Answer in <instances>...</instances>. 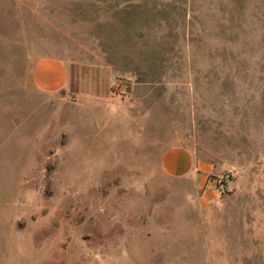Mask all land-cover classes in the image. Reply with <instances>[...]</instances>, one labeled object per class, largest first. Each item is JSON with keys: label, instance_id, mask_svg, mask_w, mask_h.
<instances>
[{"label": "rangeland", "instance_id": "rangeland-1", "mask_svg": "<svg viewBox=\"0 0 264 264\" xmlns=\"http://www.w3.org/2000/svg\"><path fill=\"white\" fill-rule=\"evenodd\" d=\"M46 58L71 64L56 94ZM96 65L118 101L152 82L138 111L186 125L231 188L163 172L167 117L148 156L95 147ZM0 264H264V0H0Z\"/></svg>", "mask_w": 264, "mask_h": 264}, {"label": "crops", "instance_id": "crops-1", "mask_svg": "<svg viewBox=\"0 0 264 264\" xmlns=\"http://www.w3.org/2000/svg\"><path fill=\"white\" fill-rule=\"evenodd\" d=\"M70 65L69 61H60L56 60V58L41 60L32 73L34 85L46 94H56L64 90L70 81ZM96 68L99 71H96ZM92 69L94 70L92 72L93 76L90 78L97 85L84 94L86 96L87 94L89 95L85 101H83L82 97H79L80 103L78 105L87 107L89 131L93 130L91 129L92 125L93 127L97 126V129L98 125L104 126L100 131L96 132L97 137L94 138V142L98 144L96 143L95 147L118 148L124 146L132 149L137 148L142 149L146 152L145 156H148L151 150L157 151L160 147L157 144L159 142L154 143L150 138L148 126L155 118L167 117L170 143L161 146L167 149L161 159L163 172L170 178L187 182L190 188L195 190H202L204 187H215L218 176L217 178L211 176L215 169L212 163L201 156H197L195 153V142L192 140L190 132L186 131V125L178 124L173 116L162 115L160 117L157 112L143 114L138 111L136 104L152 97L151 93L154 85L152 82H138L132 88L135 102L129 104L118 101L112 96L110 88L114 83L111 69L105 67L100 69L98 65ZM138 93L144 95L139 97ZM119 129L125 134V139L120 142H118L120 137L117 135Z\"/></svg>", "mask_w": 264, "mask_h": 264}, {"label": "built area", "instance_id": "built-area-1", "mask_svg": "<svg viewBox=\"0 0 264 264\" xmlns=\"http://www.w3.org/2000/svg\"><path fill=\"white\" fill-rule=\"evenodd\" d=\"M232 182L231 173H224L216 179L215 190L219 195L225 194Z\"/></svg>", "mask_w": 264, "mask_h": 264}, {"label": "trees", "instance_id": "trees-1", "mask_svg": "<svg viewBox=\"0 0 264 264\" xmlns=\"http://www.w3.org/2000/svg\"><path fill=\"white\" fill-rule=\"evenodd\" d=\"M228 191V190H227Z\"/></svg>", "mask_w": 264, "mask_h": 264}]
</instances>
